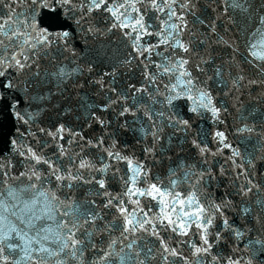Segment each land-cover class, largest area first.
<instances>
[{"label": "snow or ice", "instance_id": "1", "mask_svg": "<svg viewBox=\"0 0 264 264\" xmlns=\"http://www.w3.org/2000/svg\"><path fill=\"white\" fill-rule=\"evenodd\" d=\"M0 114V264H264V0H0Z\"/></svg>", "mask_w": 264, "mask_h": 264}]
</instances>
